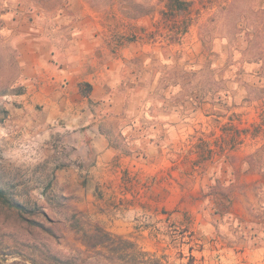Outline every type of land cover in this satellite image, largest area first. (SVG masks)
<instances>
[{
    "label": "rangeland",
    "instance_id": "rangeland-1",
    "mask_svg": "<svg viewBox=\"0 0 264 264\" xmlns=\"http://www.w3.org/2000/svg\"><path fill=\"white\" fill-rule=\"evenodd\" d=\"M90 12L107 173L24 98L35 32L70 63ZM0 189V264H264V0H0Z\"/></svg>",
    "mask_w": 264,
    "mask_h": 264
},
{
    "label": "crops",
    "instance_id": "crops-1",
    "mask_svg": "<svg viewBox=\"0 0 264 264\" xmlns=\"http://www.w3.org/2000/svg\"><path fill=\"white\" fill-rule=\"evenodd\" d=\"M103 22L100 14L90 12L75 24L69 41L72 46L70 63H54L52 50H55V40L35 32L29 40L28 53L22 57V64L29 84L24 96L26 106L42 105L49 122L69 120L62 126L75 131L81 148L96 149L98 164L107 173L115 168L116 160L113 159L116 153L110 148L99 118L91 116L90 105L92 101L106 98L110 75L120 69L121 63L101 61L100 55L105 52L102 39L106 26L102 25ZM84 83L92 86L90 92L84 93Z\"/></svg>",
    "mask_w": 264,
    "mask_h": 264
},
{
    "label": "trees",
    "instance_id": "trees-1",
    "mask_svg": "<svg viewBox=\"0 0 264 264\" xmlns=\"http://www.w3.org/2000/svg\"><path fill=\"white\" fill-rule=\"evenodd\" d=\"M0 197L7 202V199H6V194L3 190L0 189ZM12 206H15L16 208H21L20 204L19 203H13ZM152 262H154L153 264H162L161 260L159 258H155L152 260Z\"/></svg>",
    "mask_w": 264,
    "mask_h": 264
}]
</instances>
